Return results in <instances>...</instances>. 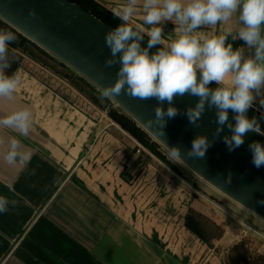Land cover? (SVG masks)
<instances>
[{
    "label": "crops",
    "instance_id": "obj_1",
    "mask_svg": "<svg viewBox=\"0 0 264 264\" xmlns=\"http://www.w3.org/2000/svg\"><path fill=\"white\" fill-rule=\"evenodd\" d=\"M94 1L113 13L123 3ZM237 26L234 17L227 27L235 33ZM163 28L167 36L175 25ZM228 42L234 49L243 43ZM17 70L21 83L13 100L0 99V116L27 106L33 127L17 137L27 163L7 164L0 143V195L10 201L0 213V264H230L224 254L242 239L264 257L263 218L256 215L263 226L254 229L164 161L142 164L136 139L108 109L50 67L25 55ZM262 103L264 95L253 108L264 114ZM15 135L0 130L5 141ZM190 215L206 225L205 238L188 224ZM232 219L252 232L236 236Z\"/></svg>",
    "mask_w": 264,
    "mask_h": 264
},
{
    "label": "clouds",
    "instance_id": "obj_2",
    "mask_svg": "<svg viewBox=\"0 0 264 264\" xmlns=\"http://www.w3.org/2000/svg\"><path fill=\"white\" fill-rule=\"evenodd\" d=\"M29 15L35 16V11L30 10ZM114 15L121 23L105 33L110 57L104 63L105 67L118 64L119 68L115 82L102 89V103L122 94L140 100L155 99L158 106L154 115L144 123L155 125L164 135L167 121L181 114L173 106L175 98H198L195 106L184 113L189 123L200 127L206 109H215L217 128L212 140L206 135L193 139L191 149L184 154L192 160L205 158L225 126L231 133L223 137L229 152L241 147L250 132L264 135L258 119L247 115L256 98L264 95V0H123ZM137 15L142 23L135 21ZM234 17L238 25L235 33L227 27ZM169 21L175 28L166 36L163 25ZM220 26L226 27L211 35L199 30ZM145 37L147 46L143 47ZM230 38L243 41L246 47L234 49L228 42ZM16 41L13 32L0 29V99L9 101L21 83L18 70L7 74L12 66L9 45ZM153 48L157 50L151 52ZM213 83L216 86L210 87ZM164 103L169 105L167 110L159 106ZM229 111L235 114L234 124L229 121ZM32 127L33 113L27 106L0 116V130L17 134L6 141L0 139V143L7 144L3 157L7 164L28 162L30 154L17 137H28ZM168 150L182 160L180 146ZM249 151L253 165L264 167V144L253 141ZM232 177L229 172L225 183L231 184ZM9 203L7 196L0 195V213L9 210ZM259 203L264 204V200Z\"/></svg>",
    "mask_w": 264,
    "mask_h": 264
},
{
    "label": "water",
    "instance_id": "obj_3",
    "mask_svg": "<svg viewBox=\"0 0 264 264\" xmlns=\"http://www.w3.org/2000/svg\"><path fill=\"white\" fill-rule=\"evenodd\" d=\"M30 10L35 11V16L29 15ZM0 19L97 90L102 92L104 86L115 82L119 65L105 67L104 63L110 57V50L105 45V33L114 27L79 4L69 0H0ZM197 99L190 95L175 98L173 106L181 114L167 121L164 135L155 125L149 127L144 123L154 115L153 110L158 106L155 99L140 100L122 94L110 100L167 149L180 146L181 161L208 184L264 219V204L259 203L264 200V167L256 168L253 165L252 153L249 151V144L253 141L264 144V135L250 132L244 137L241 147L229 152L223 137L231 133L225 126L204 159H188L184 154L191 149L193 139L198 135H206L212 140L217 128L215 109H206L199 121L200 127H193L189 123L184 113L188 107L195 106ZM159 106L164 110L169 107L167 103ZM234 115L229 111V121L233 124ZM229 172L233 173L231 184L225 183Z\"/></svg>",
    "mask_w": 264,
    "mask_h": 264
},
{
    "label": "trees",
    "instance_id": "obj_4",
    "mask_svg": "<svg viewBox=\"0 0 264 264\" xmlns=\"http://www.w3.org/2000/svg\"><path fill=\"white\" fill-rule=\"evenodd\" d=\"M69 1L79 4L82 8L93 13L95 16H97L102 21L111 25L114 28L121 23V21L114 15L113 12L106 8H103L94 0ZM0 29L11 31L17 36V41L9 45L8 58L11 61L12 66L8 70L7 74L10 75L12 72L17 71L25 55L38 60L42 64L50 67L56 73L69 80L73 85H75L82 92H84L100 107H102L103 109H108L109 116L117 124H119L136 140L142 143L152 154L167 163L170 167H174L171 162L166 158L165 154H163L161 150V145L133 118L127 115L122 109L114 107L110 99H105L103 103L101 102V100L99 99L101 91L97 90L91 83H89L81 76L71 73L70 68H68L65 64L61 63L51 54H49L37 44L29 40L19 31L4 22L2 19H0ZM240 44L241 42H239L238 45ZM142 46H147V37H145V40L142 42ZM158 47L159 46H157V48ZM157 48H153L150 51L155 52ZM55 63H58V65H56ZM215 86L216 85L214 83L210 85V87ZM247 115L249 116V118L256 117L260 123L261 130L264 131V114L258 112L252 107L251 109H249ZM188 224L190 225V227H192L194 231H196L199 235L205 238V234L207 233L206 225L202 223L201 220H193L190 215L188 217ZM214 228L220 230V227H218L216 224H214ZM229 259L230 264H264L263 256L259 254H250V251L246 249L243 244L240 243L232 247V249L230 250Z\"/></svg>",
    "mask_w": 264,
    "mask_h": 264
},
{
    "label": "rangeland",
    "instance_id": "obj_5",
    "mask_svg": "<svg viewBox=\"0 0 264 264\" xmlns=\"http://www.w3.org/2000/svg\"><path fill=\"white\" fill-rule=\"evenodd\" d=\"M55 64L58 65V63H55ZM70 72L73 74H77L72 69H70ZM112 105L116 108L121 109L120 107L115 106L113 103H112ZM160 145H161V150H162L163 154H165L166 158L174 166L173 168L176 169L178 171V173L181 174V176L185 177L188 180L190 179L191 181H194V182H197L198 184H201L206 190L209 191L208 194L213 193L216 196V200L219 203H226V204H223L224 207H227L230 211H232V213L236 216V218L238 217V220L240 219L241 221L245 222L247 225H249V226L251 225V227L254 229L260 228L261 226H263V224H262L263 221L259 222L258 220H260V219L256 215H253V213H250V211L243 208L242 206H240L239 204H237L236 202H234L233 200L228 198L226 195H224L223 193H221L220 191L215 189L213 186L208 184L204 179H202L199 175H197L192 169H190L180 159H177V158L171 156V154L169 153V150L165 146H163L162 144H160ZM148 161H155V162L159 163V161H162V160H160L157 156L154 155L152 157L150 156ZM165 165L169 166L167 163ZM244 214L250 216L251 221L257 220L258 222L248 224L246 222ZM232 221L234 222L232 229L235 232L234 234L236 236H246V233H245L246 231L252 232L248 228V226L241 224L239 221H235L234 219H232ZM216 234H219V232H217ZM238 243L243 244V246L250 251V254L253 253L251 250V245L249 244V241H247L246 239H242L241 241H238ZM232 246H235V245H232ZM232 246L230 247V250L232 249ZM229 254L230 253H225L224 255L226 256V259L230 261Z\"/></svg>",
    "mask_w": 264,
    "mask_h": 264
},
{
    "label": "built area",
    "instance_id": "obj_6",
    "mask_svg": "<svg viewBox=\"0 0 264 264\" xmlns=\"http://www.w3.org/2000/svg\"><path fill=\"white\" fill-rule=\"evenodd\" d=\"M240 47H246L244 43L240 44ZM137 149L136 152L139 155L141 159L142 164H146L148 162L149 157L154 156L142 143H140L138 140H135Z\"/></svg>",
    "mask_w": 264,
    "mask_h": 264
}]
</instances>
